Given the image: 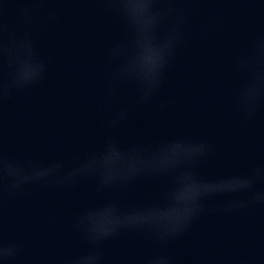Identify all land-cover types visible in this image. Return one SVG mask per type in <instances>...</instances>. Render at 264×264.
Wrapping results in <instances>:
<instances>
[{"label": "water", "instance_id": "obj_1", "mask_svg": "<svg viewBox=\"0 0 264 264\" xmlns=\"http://www.w3.org/2000/svg\"><path fill=\"white\" fill-rule=\"evenodd\" d=\"M129 2L0 0V264H264V89L241 98L264 67V0H150L134 18ZM175 142L204 152L171 170L102 165ZM4 163L59 167L14 187ZM185 171L252 185L202 196L163 238L125 220L166 219ZM107 207L120 223L92 239L88 214Z\"/></svg>", "mask_w": 264, "mask_h": 264}, {"label": "clouds", "instance_id": "obj_2", "mask_svg": "<svg viewBox=\"0 0 264 264\" xmlns=\"http://www.w3.org/2000/svg\"><path fill=\"white\" fill-rule=\"evenodd\" d=\"M126 17L134 18L136 14L146 15L151 8L150 0H130L129 3L120 6ZM130 26L131 19H130ZM264 58V56H262ZM261 89H264V67H258L256 74L250 84L242 90L241 98L243 103L254 102ZM204 152L203 145H184L179 142L165 144L154 150L148 159H139L136 157L124 158V154L113 149L109 150V155L101 158L102 165L111 167L114 165L127 164L130 170H136L141 167L160 168V169H178L180 165L190 158L202 155ZM91 165H85V168ZM3 170L8 176L13 177L14 187L31 180H37L46 176H50L59 165L52 167L37 169L34 172L24 175L18 167L4 163ZM177 187L172 193L173 204L168 217L162 220H153L158 217V209L136 210L133 214L125 217L127 222L146 223L162 229L160 235L163 238L166 235L176 231L183 222H185L195 211L198 200L209 193L227 192L235 190L248 189L252 185L251 179H241L239 177H226L212 182L207 185L205 182L199 181L190 171H185L177 175ZM185 193V199L181 202H175L174 196L177 192ZM257 200H264V194H257ZM117 209L115 207H107L101 211L88 214L90 222V233L92 239H99L109 235L114 227L120 223L115 216ZM98 257L89 255L81 258V264H96ZM155 264H167L165 258H159Z\"/></svg>", "mask_w": 264, "mask_h": 264}]
</instances>
